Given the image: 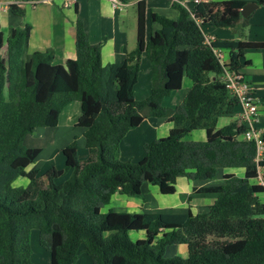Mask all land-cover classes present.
<instances>
[{"label": "trees", "instance_id": "16d2710c", "mask_svg": "<svg viewBox=\"0 0 264 264\" xmlns=\"http://www.w3.org/2000/svg\"><path fill=\"white\" fill-rule=\"evenodd\" d=\"M8 12L24 18L22 3ZM125 2V0H120ZM241 0L203 1L192 14L177 3L175 19L151 13L157 25L146 36L145 3L137 4L136 47L118 63L103 65L100 44L91 43L83 22L75 24L76 58L54 64L53 49L29 52L31 26L9 27L0 54V264H32L31 233L50 264H75L80 247L91 264H264V188L255 183L264 169V153L256 161L254 140L245 139L239 120L217 128L219 118L232 119L238 101L223 82L225 70L250 64L248 52L264 50V42L213 39L206 42L203 26L244 28ZM264 7V0H256ZM1 35V34H0ZM1 45V39H0ZM215 50L224 53L222 61ZM150 65V94L136 100L133 87L141 59ZM243 75V74H242ZM184 77L191 86L180 104L165 107V98L181 90ZM244 77V75H243ZM80 104L76 126L84 130L88 157L78 155L75 141L61 149L70 178L56 179L64 170L45 173L30 168L41 148L24 139L40 127L54 128L63 109ZM167 119L165 137L145 143L137 162L116 159L126 134L146 119ZM205 130L203 141L186 135ZM264 142V135L262 136ZM221 169L223 182L192 187L193 194L215 195L200 212H101L112 197H142V185L162 195L177 193L176 180H213ZM264 174V173H263ZM18 178L28 179L16 187ZM181 201H190L180 194ZM141 233L133 241L129 234ZM185 245L187 257L167 258V247Z\"/></svg>", "mask_w": 264, "mask_h": 264}, {"label": "crops", "instance_id": "0c3cea01", "mask_svg": "<svg viewBox=\"0 0 264 264\" xmlns=\"http://www.w3.org/2000/svg\"><path fill=\"white\" fill-rule=\"evenodd\" d=\"M5 0H0L3 2ZM40 1L37 4H32L30 2L22 3L21 5L25 9V17L21 18V22L12 21L9 24V27L21 26L25 23H28L31 26V32L29 37V52L33 51H44L48 48L53 49L54 53V64L64 65L65 62L69 59L76 58L75 52V24L78 19H80L83 24L87 35L91 43L100 44V56L101 62L103 65L118 63L124 60L126 54L130 52L129 44L127 43V37L124 32L123 26L127 21V8L130 6L137 8L139 1L145 3L146 9V30L148 29L149 36L150 34L157 29V25H153L149 22L148 17L151 13H157L159 15L168 16L170 19H175L178 16V11L172 6L173 3H177V0H125L123 6H113L112 0H38ZM180 1V0H178ZM213 1H224V0H213ZM244 2L247 1H256V0H241ZM24 4H29V6ZM178 4V3H177ZM195 3H188V8L193 10ZM248 24L244 28L241 27V23L238 22L237 25L232 28L236 36H222L223 33L210 32L206 34V38L210 40L213 39H231V40H247V41H256L264 42V7L259 6L250 14L248 17ZM136 21L137 15L135 13V37H136ZM150 26V27H149ZM8 27V28H9ZM212 27V26H205ZM7 28V32H8ZM136 40V38H135ZM264 50L251 51L248 52L246 58L250 61V64L242 68L241 73L244 75L245 80L253 88V92L257 97L258 103V113L256 117L255 128L260 136L264 135V72L263 71H250L257 69V62L254 60L257 53ZM223 56L224 53L222 52ZM253 54V55H252ZM257 58V57H256ZM264 66V64H262ZM249 68V69H247ZM245 69V70H243ZM249 71L246 75L245 71ZM189 89V88H188ZM188 91V90H187ZM187 91L179 98L173 99V105H178L183 100ZM150 94V90L145 91L147 97ZM174 95L171 96V99ZM135 97V95H134ZM146 97V98H147ZM170 98V97H169ZM80 108V104H79ZM155 119L150 123L152 130H156L158 127H162V133L169 132L171 125L167 119ZM151 119L145 120L142 124H149ZM239 120V109L237 112L233 113L232 119L230 121ZM219 121V120H218ZM229 121V122H230ZM229 122L222 123V126L228 124ZM141 124V125H142ZM218 124V122H217ZM157 126V127H156ZM139 127V126H138ZM137 128V127H136ZM135 129V128H134ZM80 133L84 130L78 127ZM133 130V129H131ZM206 134L205 130L198 133L200 139L201 136ZM127 135V134H126ZM164 137V136H163ZM123 141V140H122ZM200 141V140H198ZM85 146V140L82 141ZM67 144H65L66 146ZM64 146V147H65ZM42 151V149H41ZM31 168V167H30ZM36 169V168H35ZM41 173V172H40ZM225 173H233L237 176H242L243 171L241 169H221L218 171L216 177L213 180L199 182H191L185 177H179L176 180L177 193L176 198L178 202L170 203L168 205L162 204V206H157L155 199L153 204H148L150 201L146 199L147 194L155 195V192H150L147 189L146 184L142 185V197L141 198H129L122 195L115 194L112 197L111 205L112 210L115 212H128V213H137L140 212H184L187 210L188 206L196 213L204 210L207 205H210L215 195H197L193 194L192 187H200L207 185H215L223 182V175ZM217 179V182H215ZM180 194H187L190 197V201H181L179 198ZM172 195V196H174ZM149 198V197H148ZM154 198V197H153ZM149 198V199H153ZM110 205V204H109ZM137 207H140L141 210H137ZM141 238V233H136V239ZM134 240V241H135ZM181 245H176L178 251L181 254L187 255V248L182 247ZM173 248L172 253H175L174 246L167 247L165 256H168V250ZM91 262V261H90ZM50 264V263H49Z\"/></svg>", "mask_w": 264, "mask_h": 264}, {"label": "rangeland", "instance_id": "374dc122", "mask_svg": "<svg viewBox=\"0 0 264 264\" xmlns=\"http://www.w3.org/2000/svg\"><path fill=\"white\" fill-rule=\"evenodd\" d=\"M26 4H24L25 6ZM29 6V4H27ZM26 5V6H27ZM137 10H135V7L130 6L127 8V21L125 25L123 26L124 32L127 37V43L129 44V50H133L136 47V40H135V13ZM137 14V13H136ZM168 17V16H167ZM21 18L14 17L11 15L8 10L3 11L0 10V39H1V45H0V54L4 52V46L5 41L7 37V28L9 27L10 22L12 21H19ZM12 26V25H11ZM156 26V25H155ZM14 27V26H12ZM18 27V26H16ZM150 27V26H149ZM9 29V28H8ZM203 33L206 35L210 34V32H217V33H223L222 36H236L235 32L232 28H217V27H205L203 26ZM148 29L146 30V36H149ZM257 53L255 56V61L257 62V69L250 71H263L264 72V51L254 52ZM253 55V54H252ZM257 57V58H256ZM245 67V66H244ZM243 67V68H244ZM249 69V68H247ZM245 70V69H243ZM242 71V69L240 70ZM249 71H245L246 75ZM150 65L148 61L143 57L141 59L140 63V71L138 75V80L136 85L133 87V94L135 95L136 100H143L147 97L145 95V91H149L151 88V81H150ZM191 82L189 79L184 77L182 82L181 90L174 93L173 98H165L163 100V105L165 107H174L173 105V99H177L181 97L187 90L190 88ZM80 116V108H79V102L73 101L70 104H68L63 111L61 112L58 120V125L54 128H47V127H40L35 129L32 134H29L24 139V145L29 148H41L42 151L40 155L37 157L33 165L30 167L38 169L41 173H45L50 168H55L56 170H64V174L56 179L58 182H64L65 180L70 178L71 171L66 170L65 163H64V157L61 153V149L65 146V144H69L73 141H75L77 145V152L80 157L86 159L88 157V151L84 146V137H82V133L79 132L78 127L76 126V122ZM147 120V119H146ZM149 120V119H148ZM155 119H151L149 124H142L137 128H133V130H130L127 135L124 137L123 141H121V144L119 146V155L116 157L117 160L126 162H137L144 156V144L151 142L152 140L165 137L167 133H162V127L156 128V130H152L150 123L153 122ZM217 128L222 127V123L229 122L230 118L228 117H222L218 119ZM171 125V123H169ZM157 127V126H156ZM202 132L201 130H195L189 133L184 137L187 141H203L206 138V134L204 133L203 136L199 138L198 133ZM262 137V136H261ZM235 171V169H233ZM264 173V169H263ZM28 179L25 178H18L13 185L16 187H25ZM217 182V179L216 181ZM147 189L150 190V192H155V195L153 197H150L152 195H149L148 192H146L147 197L146 199L150 202L148 204H153V200L155 199L157 206H162V204H170V203H176L178 202V199L176 198V195H162L158 192L157 188L155 186L149 185L146 183ZM124 197V196H123ZM153 199H149V198ZM126 198V197H125ZM127 199V198H126ZM261 199L264 201V194H261ZM112 201V199H111ZM105 206L102 208L101 212L105 213L108 211V209H113V207H116L114 205ZM137 210H141L140 207H137ZM132 212V211H128ZM140 212V211H137ZM129 237L131 240L136 239V232H132L129 234ZM31 261L32 264H49V254L48 252L39 245V237L38 232L36 230H33L31 233ZM182 247H185V245H182ZM186 248V247H185ZM173 248H170L167 252L168 256L167 258H171L173 256H177L179 258H186L187 255L181 254L177 246H174L175 253H172ZM75 264H91L89 257L84 252L83 248L80 247L78 250V255L75 260Z\"/></svg>", "mask_w": 264, "mask_h": 264}, {"label": "built area", "instance_id": "2783aa9c", "mask_svg": "<svg viewBox=\"0 0 264 264\" xmlns=\"http://www.w3.org/2000/svg\"><path fill=\"white\" fill-rule=\"evenodd\" d=\"M208 0H177V3L184 7L191 16L192 10L188 8V3L193 2L195 4ZM40 1H32L30 3L37 4ZM20 4L18 0H5L0 2V10L7 11L10 4ZM113 6H123V2L120 0H112ZM206 42L210 43V39L206 38ZM216 56L222 61L223 54L221 50H215ZM223 82L226 89L231 93L233 97L238 101L239 104V119L243 122L247 129L244 133V138L247 140H254L256 144V161L262 159L264 153V142L262 137L255 128L256 117L258 113V99L253 92L251 85L245 80L242 73L235 70H225L223 74ZM255 183L261 185L264 188V174L263 170H258Z\"/></svg>", "mask_w": 264, "mask_h": 264}, {"label": "water", "instance_id": "95a60500", "mask_svg": "<svg viewBox=\"0 0 264 264\" xmlns=\"http://www.w3.org/2000/svg\"><path fill=\"white\" fill-rule=\"evenodd\" d=\"M258 7L256 1L245 2L240 9V16L242 19L248 18L250 14Z\"/></svg>", "mask_w": 264, "mask_h": 264}]
</instances>
